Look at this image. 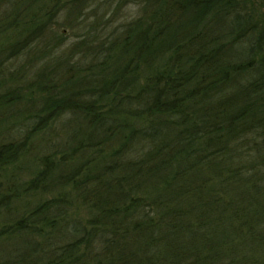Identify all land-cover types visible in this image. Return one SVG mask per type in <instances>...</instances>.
<instances>
[{
	"label": "trees",
	"instance_id": "1",
	"mask_svg": "<svg viewBox=\"0 0 264 264\" xmlns=\"http://www.w3.org/2000/svg\"><path fill=\"white\" fill-rule=\"evenodd\" d=\"M94 1L0 0V264H264V0Z\"/></svg>",
	"mask_w": 264,
	"mask_h": 264
},
{
	"label": "rangeland",
	"instance_id": "2",
	"mask_svg": "<svg viewBox=\"0 0 264 264\" xmlns=\"http://www.w3.org/2000/svg\"><path fill=\"white\" fill-rule=\"evenodd\" d=\"M140 1L141 0H95L92 3L90 2V5L86 8L84 18L87 20L86 23L89 24V26H91L90 23L104 19L106 24L102 29L108 26L109 28L103 31L104 34H107L118 25L141 16L143 14V5ZM59 25H61L59 34L62 36V42L65 43L62 50L66 51L68 49L67 47L77 40L73 34H79L83 29L81 28V24L71 23L66 12L61 14ZM56 56H60V54ZM56 56H50L48 60H53Z\"/></svg>",
	"mask_w": 264,
	"mask_h": 264
}]
</instances>
